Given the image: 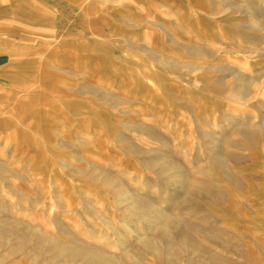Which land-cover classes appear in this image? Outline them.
I'll return each mask as SVG.
<instances>
[{
	"label": "rangeland",
	"instance_id": "obj_1",
	"mask_svg": "<svg viewBox=\"0 0 264 264\" xmlns=\"http://www.w3.org/2000/svg\"><path fill=\"white\" fill-rule=\"evenodd\" d=\"M77 1L0 90V264H264V0Z\"/></svg>",
	"mask_w": 264,
	"mask_h": 264
},
{
	"label": "crops",
	"instance_id": "obj_2",
	"mask_svg": "<svg viewBox=\"0 0 264 264\" xmlns=\"http://www.w3.org/2000/svg\"><path fill=\"white\" fill-rule=\"evenodd\" d=\"M76 8L77 0H0V90L10 81L16 42L33 39L44 24L56 25L64 10Z\"/></svg>",
	"mask_w": 264,
	"mask_h": 264
},
{
	"label": "bare ground",
	"instance_id": "obj_3",
	"mask_svg": "<svg viewBox=\"0 0 264 264\" xmlns=\"http://www.w3.org/2000/svg\"><path fill=\"white\" fill-rule=\"evenodd\" d=\"M99 261H100V262H102V263H104V262H105V260H104V259H100V258H99Z\"/></svg>",
	"mask_w": 264,
	"mask_h": 264
}]
</instances>
